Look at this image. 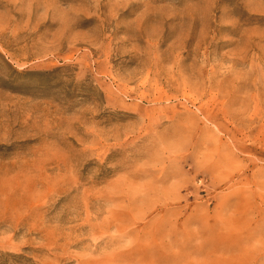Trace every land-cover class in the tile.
<instances>
[{"label":"rangeland","instance_id":"rangeland-1","mask_svg":"<svg viewBox=\"0 0 264 264\" xmlns=\"http://www.w3.org/2000/svg\"><path fill=\"white\" fill-rule=\"evenodd\" d=\"M0 264H264V0H0Z\"/></svg>","mask_w":264,"mask_h":264}]
</instances>
